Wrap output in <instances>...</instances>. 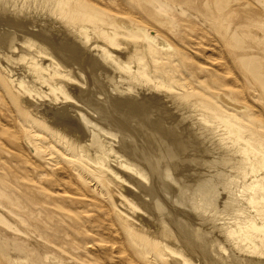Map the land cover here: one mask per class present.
<instances>
[{
	"label": "bare ground",
	"instance_id": "6f19581e",
	"mask_svg": "<svg viewBox=\"0 0 264 264\" xmlns=\"http://www.w3.org/2000/svg\"><path fill=\"white\" fill-rule=\"evenodd\" d=\"M22 1L0 0V83L46 149L110 191L109 210L160 262L264 264V125L191 87L128 19L84 0ZM166 1L196 9L237 57L241 23L223 30L241 0ZM39 252L31 264H45Z\"/></svg>",
	"mask_w": 264,
	"mask_h": 264
},
{
	"label": "rangeland",
	"instance_id": "374dc122",
	"mask_svg": "<svg viewBox=\"0 0 264 264\" xmlns=\"http://www.w3.org/2000/svg\"><path fill=\"white\" fill-rule=\"evenodd\" d=\"M84 1L96 11L128 19L145 45L164 47L191 87L214 94L228 111L251 113L264 125V0H241L236 14L225 21L227 34L236 23L242 25L230 44L239 48L237 57L194 8L185 11L180 3L166 0ZM22 2L16 0L18 9ZM142 3L150 6L149 13ZM114 78L119 80L117 74ZM168 106L163 114L172 111ZM172 113L166 117L174 121ZM34 130L0 83V264H31L30 250L37 248L45 264H165L157 259L158 250L141 245L126 222L109 210L111 192L60 151L47 150ZM176 130L180 134L184 128ZM111 137L116 145L120 137ZM198 143L189 145V151L203 149ZM12 238L20 241L21 250L9 243Z\"/></svg>",
	"mask_w": 264,
	"mask_h": 264
}]
</instances>
